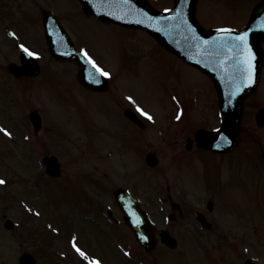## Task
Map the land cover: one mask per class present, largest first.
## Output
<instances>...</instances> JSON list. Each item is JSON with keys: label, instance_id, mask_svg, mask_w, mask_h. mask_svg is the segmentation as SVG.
Instances as JSON below:
<instances>
[{"label": "rangeland", "instance_id": "1", "mask_svg": "<svg viewBox=\"0 0 264 264\" xmlns=\"http://www.w3.org/2000/svg\"><path fill=\"white\" fill-rule=\"evenodd\" d=\"M20 1V4H16L18 0L13 1L15 4H9L10 2L0 0V128H6L11 132V136H8L0 131V179L5 181L0 184V264H17L16 257L22 251L29 249L27 245L33 250H38L39 244L32 239L27 244L28 238L23 233L26 231L24 228L29 224L38 227L36 225L38 222L32 221L30 214L25 213L21 207L24 205V201H27L28 204L31 201L42 209L43 219L53 225V230L50 225L49 233L55 234L60 228H62L61 233H64L66 229L62 210L67 217L70 214V205L80 209L83 207L81 200L89 199V196L80 190L77 184L78 178L85 177V180L88 176L99 178L103 171L107 170V163H110L111 168L113 167L114 161L111 162V158L115 159V162L124 158V168L127 169L128 176L135 172V165L130 162L132 158L129 157L130 161L126 159L132 127L125 124L119 116L120 111L126 105L133 104L138 109L139 103L146 111L152 110L162 119H171V121L179 117L175 109L180 111L182 105L185 112L181 115L182 121L184 118L187 121L182 122L175 130H180L186 122L189 123L197 118L198 120L193 121L197 124L196 126L211 124L209 122L214 121V116L210 110L216 106L211 83L206 79L204 81L193 68L182 65L171 56H168L171 60L164 59L163 53L153 52V47H155L153 43L152 46L151 43L146 44L145 42L141 47L135 45L127 38L125 39V34L122 31L74 11L77 7L75 0ZM148 1L157 8L168 7L172 3V0ZM258 1L197 0L195 14L204 28L219 25L237 26L244 22L247 14ZM6 4L9 6H5ZM5 7L8 8L10 17L14 18V21L7 20L14 24L20 20L21 32L24 34L40 33V30L37 29V26L40 25V8H50L57 15L64 17V21L74 33L76 41L87 46L92 60L107 68L108 72L115 77L116 87L112 84L107 91V93L109 91L111 93L107 94V99L110 102L108 100L100 102L95 95H91V101L86 94H83L85 96L81 95L83 92L76 90L73 87L75 85L72 83L73 80L67 76L70 74V66L68 72L65 69L56 71L51 66V69L56 73V76L52 75L53 80H51L50 76L44 72V67L52 62V58L46 52L36 53L40 69L42 68L36 76L23 79L10 74L8 67L14 62L18 63V51L14 50L12 42H3L2 28L5 23L4 17L8 14L7 12L2 14L5 12ZM70 7L71 9H69ZM30 15L32 20L28 22ZM137 35L140 36L138 33ZM142 37L151 42L143 34ZM35 42L37 43L39 40L32 38L30 43ZM156 55L160 57L156 58ZM167 55L169 54L167 53ZM59 66L61 67V65ZM258 91L259 95L254 93L245 99L241 118L242 133L236 148L231 152L220 154L215 160V165L208 162L206 164V168L216 169L219 168L217 165L222 158L228 159L229 156L234 155L233 159L236 161L244 159V162L242 160L237 162L233 169L234 176H242V178H236V188H239L240 195L237 196L234 189H225L223 192L228 198L224 205L234 207L240 212L239 216L245 218L244 220L238 219L240 227L245 222H252L255 228L253 225L246 228L247 241L228 239L234 244V248L222 240V248H226L223 251L224 254L229 252V249L232 252L237 251L235 248L237 246L240 248V243L243 242L255 244V249L257 246L261 248L258 241L264 237V178L257 179L258 188L254 184L256 178L252 180V176H264V127H257L253 118L254 110L260 105H264V82ZM123 93L128 95H120ZM115 94L117 95L115 96ZM171 94L177 97L175 102H178L179 105L171 100ZM113 95L114 99H112ZM67 96L68 101L62 98ZM131 96L134 98L129 100L128 97ZM195 98L198 99L195 103L196 106L193 105ZM64 101L69 102L70 106H67ZM208 102H211L210 106L207 104ZM32 109H36L41 114V128L37 132L33 131L28 119V114ZM199 109L206 110V113ZM169 110L172 112L165 114ZM166 125V122L163 123L162 120H159L153 124L146 123L145 128L140 129V137L145 139L144 150L159 149L160 141L158 139L169 133L174 134L171 133L174 131L173 127H166ZM185 126L184 133H187V124ZM105 131L110 133L106 134ZM137 134L139 133L137 132ZM25 135H28L27 139H25ZM185 136L178 137L176 142L168 143V151L163 150L166 152V156L151 169L162 172L170 165L163 172L166 176H169L173 181L176 180L179 184L186 185L187 182L189 186L195 187L196 185L200 189L201 187L194 177L204 176L207 174L206 169L202 170L197 162L186 164L183 159L178 157L173 158L172 164L170 163L173 153L175 155L195 154L192 151L187 152ZM79 141L81 143L78 147ZM83 142L85 143L83 144ZM50 154L64 156L63 161L61 160L60 176L51 177L45 173L42 158ZM200 163L205 166L204 157L200 158ZM224 170L227 176L228 170L226 168ZM110 176H112L111 172ZM139 176L154 175L141 170ZM58 178L61 179L58 180ZM46 181L51 182L52 185L47 184ZM65 181L68 183L61 184ZM58 182L61 183L57 184ZM106 182L109 183L108 180ZM148 183L152 187V184L156 182L149 177ZM100 185L104 188V184ZM144 185L143 183V187ZM89 186V184L85 186L86 190ZM149 195L153 197L154 193L150 192ZM63 199L69 205L64 206ZM96 201L99 202L100 199L98 197L91 199V202ZM225 211L228 213L229 209H225ZM7 218L18 221L17 225L21 229L20 235L17 233L19 230L15 229L10 232L4 229V222ZM179 233L183 236L184 230H179ZM210 237L207 236V242L203 238L205 248L200 249L203 254L195 252V248L191 247L190 251L187 248V258H202L206 254L213 255L218 242L210 240ZM95 238H99L98 232H96ZM50 240L51 237L48 236V241ZM184 240L187 242L186 238ZM187 244L181 243L180 247L182 248L179 249V252H184ZM190 245L192 246V243ZM88 248L104 252L106 249L110 250L111 246L108 243L106 249L104 247L99 249L95 245H88ZM53 249L52 246L47 248L46 244L45 255L38 254L40 260L38 259L36 264H51L46 258H51L54 255H58L59 259L53 260L52 264H77L72 257L69 259L61 257L59 252L54 254ZM57 250L59 251V248ZM138 259L143 264H153L151 263L152 256L144 257L140 253ZM204 259L207 260V257ZM176 263L183 264L182 256Z\"/></svg>", "mask_w": 264, "mask_h": 264}, {"label": "water", "instance_id": "2", "mask_svg": "<svg viewBox=\"0 0 264 264\" xmlns=\"http://www.w3.org/2000/svg\"><path fill=\"white\" fill-rule=\"evenodd\" d=\"M83 4V8L85 11L89 13H96L98 16L102 18L109 19L115 16L117 21H123L125 23H132L136 24L137 26L146 29L150 32L153 36H155L163 45L174 51L177 55L182 57L186 61H190L195 66L199 67L201 70L209 74L215 83L216 89L218 91L219 100H220V109L225 115L223 127L219 129V131L215 134H218L220 139L222 137L230 135L232 142L230 143L229 147L236 142V135H237V127H236V120L239 115V105L242 97L248 93L251 87H244L243 90L233 97V101L224 105V102L227 103L226 98L222 97V92L224 89L228 87L234 88L240 82L241 72L238 70L233 69V67L240 69L236 66L237 57L240 55H248L249 53L254 54L256 53L257 57H260V50L257 45V39L263 38L264 39V1L259 3L255 10L253 11L250 21L248 22L247 26L244 30L240 31H231L225 32L226 42L224 44L226 50L233 56L232 58V68L229 70L227 67L228 63L222 59L221 54L218 53L216 56H213V51L218 50L216 48L215 40L217 38L216 35L213 34L212 31L203 32L201 28L195 23L193 17V10L194 4L196 0H174V8L169 11L168 13L162 14L155 12L149 6H147L144 2L134 1L131 2L130 0H80ZM140 6V7H139ZM131 14L129 17L125 16L124 14ZM110 14L112 16H110ZM126 19V20H123ZM246 34L245 42L243 47V53L238 47L239 36ZM224 39V35L221 37L220 42ZM204 46L199 52H195L197 44ZM52 49V44H51ZM190 54V57L187 55ZM195 52V53H194ZM56 53V52H55ZM193 56L195 58H193ZM68 58V59H76L81 61V57L78 54L74 53L72 55H64L57 53V58ZM197 58V59H196ZM221 59V60H220ZM34 68L33 61L26 60L27 62ZM222 61V62H221ZM257 72H258V58H257ZM226 63L227 65L223 64ZM226 71L224 74L229 78L225 79L221 84L219 83L218 79L215 77L214 72L218 71ZM13 71L16 74H30L33 73V69L30 68L26 69L25 66L16 70L15 68ZM256 72V75H257ZM246 77L245 79H247ZM257 78V77H256ZM85 79V78H84ZM88 81L87 79H85ZM85 83V82H84ZM225 84L222 88L221 85ZM224 105L226 107H223ZM31 119L33 122L36 121V117L34 114L31 115ZM257 121H264V115L261 116V113L257 114ZM212 135V136H213ZM205 136H208L207 133H202L201 139L204 141ZM215 146H213V144ZM216 139L211 138L210 141H205V144L210 148L216 150H223L224 146L222 144H216ZM209 143V144H208ZM219 145V147H217ZM45 160V159H44ZM47 163V161H46ZM49 164V163H48ZM55 169V165L53 166ZM50 171V170H49ZM54 171V170H53ZM152 244L149 243L148 245L145 243L144 246L149 248Z\"/></svg>", "mask_w": 264, "mask_h": 264}, {"label": "snow or ice", "instance_id": "3", "mask_svg": "<svg viewBox=\"0 0 264 264\" xmlns=\"http://www.w3.org/2000/svg\"><path fill=\"white\" fill-rule=\"evenodd\" d=\"M220 31H228V32H231L232 30H231V29H221ZM13 35H15V33H13ZM245 37H246V34L240 35V36H239L238 45H237L238 47H240V50H241L242 53H243V47H242V46L244 45ZM20 47L24 48L23 45H21ZM25 51H28V49L25 48ZM29 54H30V55H36V53H32V52H29ZM84 55H85V57H87V58L90 60V62L93 63L94 67H97V70H98L101 74H103V75H109V73H107L104 69L99 68V67L96 65L95 61L92 60V58L89 56V54L87 53V51L84 52ZM252 59H253V56H252L251 53H249L248 56L245 58V61H244V62L248 65V69H249L250 72H251V69H252V63H251ZM253 79H254V78L250 76V78H249V83H252V82H253ZM128 99H129V100H132V97H128ZM138 110H139V111H140L145 117H147L148 119H153V117H152L148 112L144 111V109L138 107ZM178 118H179V117H178ZM0 131H3L6 135L11 136V132H9L8 129H6V128H0ZM217 147H219V145H217ZM3 183H5V181H4L3 179H0V184H3ZM74 246H75V245H74ZM76 250H77L78 252H80L81 255H85V253H83V251H82L81 249H79L78 247H77ZM97 264H99V262H97Z\"/></svg>", "mask_w": 264, "mask_h": 264}]
</instances>
